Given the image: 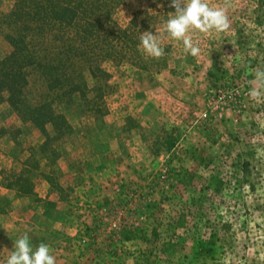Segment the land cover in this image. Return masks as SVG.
<instances>
[{
  "label": "rangeland",
  "instance_id": "374dc122",
  "mask_svg": "<svg viewBox=\"0 0 264 264\" xmlns=\"http://www.w3.org/2000/svg\"><path fill=\"white\" fill-rule=\"evenodd\" d=\"M169 3L122 0L109 24L127 25L146 9L164 55L143 50L145 68L107 65L105 115L85 109L79 94L63 104L71 131L55 140L56 163L39 152L43 131L1 104L0 227L16 200L46 196L48 207L50 193L77 196L62 182L79 179L86 213L97 204L98 233L109 240L84 264H264V95H250L264 93L253 83L264 70V0H230L225 32L190 31L197 57L166 32ZM13 5L0 0L3 13ZM9 28L0 30V60L11 50ZM34 156L35 192L21 195L8 185Z\"/></svg>",
  "mask_w": 264,
  "mask_h": 264
},
{
  "label": "trees",
  "instance_id": "16d2710c",
  "mask_svg": "<svg viewBox=\"0 0 264 264\" xmlns=\"http://www.w3.org/2000/svg\"><path fill=\"white\" fill-rule=\"evenodd\" d=\"M122 0H14L0 9V30L8 25L9 53L0 60V106L7 101L23 121L45 134L41 152L51 164L60 157L55 140L71 131L63 104L80 95L85 109L102 116L113 87L108 64L145 68L140 36L151 27L146 9L127 25H110ZM7 24V25H5ZM5 25V26H4ZM6 129L0 127V138ZM31 156L37 149L32 148ZM35 156L13 172L8 186L19 194L35 192Z\"/></svg>",
  "mask_w": 264,
  "mask_h": 264
},
{
  "label": "crops",
  "instance_id": "0c3cea01",
  "mask_svg": "<svg viewBox=\"0 0 264 264\" xmlns=\"http://www.w3.org/2000/svg\"><path fill=\"white\" fill-rule=\"evenodd\" d=\"M69 170L72 168H65V171ZM77 170H82V167ZM62 185H72L79 194L61 197L55 192L50 193L47 195L48 207L42 205L46 202V196L39 199L32 197V200L18 199L13 209L3 215L0 227L3 239L0 242V248L3 249L0 264H6L7 258L14 250V242L25 233L28 234L33 248L40 243L49 245L51 254L56 258V264H84L91 254L99 259L97 255L108 247L109 240L98 233L100 220L96 212L97 204L92 203L91 213H86L84 208L85 195L82 191L86 181L70 180L67 184L62 182ZM83 236L90 239L87 245L80 242ZM114 244L109 247H115Z\"/></svg>",
  "mask_w": 264,
  "mask_h": 264
},
{
  "label": "clouds",
  "instance_id": "9594fccd",
  "mask_svg": "<svg viewBox=\"0 0 264 264\" xmlns=\"http://www.w3.org/2000/svg\"><path fill=\"white\" fill-rule=\"evenodd\" d=\"M162 7V5H159ZM230 0H225V6L212 7L207 0H170L168 7L175 9L169 13L165 30L168 35L178 41H182L184 51L193 57L200 55L201 48L198 42L194 43L189 35L190 31L200 33L225 32L230 28V20L227 15V8ZM140 46L144 52L153 57L160 58L164 55V50L160 46L157 34L151 31H144L140 36ZM256 83L260 88H264V70L255 73ZM253 98L264 95L258 88H253L250 92ZM6 264H56V258L51 254L50 246L40 243L33 248L27 233L23 234L14 242V250L7 258Z\"/></svg>",
  "mask_w": 264,
  "mask_h": 264
},
{
  "label": "built area",
  "instance_id": "2783aa9c",
  "mask_svg": "<svg viewBox=\"0 0 264 264\" xmlns=\"http://www.w3.org/2000/svg\"><path fill=\"white\" fill-rule=\"evenodd\" d=\"M89 237H87V236H83L81 239H80V242H81V244H83V245H87L88 244V242H89Z\"/></svg>",
  "mask_w": 264,
  "mask_h": 264
}]
</instances>
